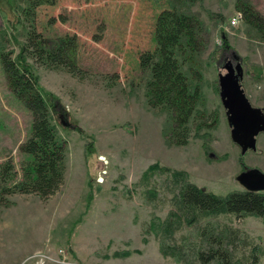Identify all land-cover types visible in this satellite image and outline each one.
<instances>
[{
    "label": "rangeland",
    "instance_id": "1",
    "mask_svg": "<svg viewBox=\"0 0 264 264\" xmlns=\"http://www.w3.org/2000/svg\"><path fill=\"white\" fill-rule=\"evenodd\" d=\"M237 4L264 18V0H55L36 9L34 29L50 44L75 38L74 64L81 73L26 60L48 94L65 143V175L47 200L16 192L0 203V264H199L200 230L209 221L241 229L264 251V220L187 215L176 203L173 178L182 173L186 182L226 197L244 190L236 181L242 171L264 173V132L257 136L260 152L241 155L218 96L223 63L239 60L247 97L264 104V80L256 75L264 70V41L241 20ZM9 5L0 0V45L14 58L29 23L21 14L15 25ZM173 5L199 22V50L190 59L178 55L199 94L184 145L175 143L170 113L149 102V74L139 65L140 56L155 47L157 14ZM30 120L0 65V164L11 158L15 182L26 159L19 145Z\"/></svg>",
    "mask_w": 264,
    "mask_h": 264
},
{
    "label": "trees",
    "instance_id": "2",
    "mask_svg": "<svg viewBox=\"0 0 264 264\" xmlns=\"http://www.w3.org/2000/svg\"><path fill=\"white\" fill-rule=\"evenodd\" d=\"M20 2L21 6H18ZM54 2L10 0V10L17 19L15 25L21 14L29 24L27 29L24 28L25 40L16 57L13 58L12 52L5 51L0 45V65L10 91L30 113L31 120L28 135L19 145L20 152L26 158L21 164L20 180H13L15 171L11 158L0 164V203L5 202L6 195L16 192L34 194L41 200H47L64 181L65 143L55 130L48 94L39 85L32 65L26 62L29 59L48 70L81 73L74 64V37L57 39L50 44L34 29L32 21L36 9L44 4L53 5ZM237 8L241 20L264 41V18L256 14L250 5L237 4ZM198 28L199 22L195 16L174 5L162 9L154 22L155 47L139 59L140 68L149 74L146 96L152 107L170 113L174 128L172 134L177 145H184L188 140L190 120L194 118L199 100L198 89L190 85L188 75L181 70L178 55L190 59L199 50ZM79 133L83 135L80 130ZM182 175L173 173L179 185L176 203L187 215L196 217L224 213L236 218L255 216L264 220V192L242 190L222 197L186 182ZM150 228L154 230L153 222ZM200 236L201 244L197 250L199 264H259V257L264 253L248 234L229 224L218 228L209 221L200 230Z\"/></svg>",
    "mask_w": 264,
    "mask_h": 264
},
{
    "label": "water",
    "instance_id": "3",
    "mask_svg": "<svg viewBox=\"0 0 264 264\" xmlns=\"http://www.w3.org/2000/svg\"><path fill=\"white\" fill-rule=\"evenodd\" d=\"M243 70L240 63L227 67L226 73L218 74L217 87L220 103L224 109L230 139L240 148L241 155L256 151L259 133L264 132V114L246 97L242 86ZM236 181L249 192H264V173L256 168L246 169Z\"/></svg>",
    "mask_w": 264,
    "mask_h": 264
},
{
    "label": "flooded vegetation",
    "instance_id": "4",
    "mask_svg": "<svg viewBox=\"0 0 264 264\" xmlns=\"http://www.w3.org/2000/svg\"><path fill=\"white\" fill-rule=\"evenodd\" d=\"M236 59V58H235ZM237 61H239V60H235V61H230V62H228L227 63V61L225 62V63H223V68H224V74L226 73V68L227 67H233L234 68V66L237 64V63H239V62H237ZM242 66V65H241ZM262 67H264V65L262 66ZM242 70H243V75H242V80H241V86H242V89H243V81H244V79H245V69L242 67ZM257 81H263L264 80V70L262 69V70H260L257 74ZM243 91H244V89H243ZM244 93H245V91H244ZM245 95H246V93H245ZM246 97H247V95H246ZM248 98V100L250 99V97H247ZM249 102H250V100H249ZM252 102V101H251ZM250 102V103H251ZM252 106H254V107H257V108H260L262 111H263V114H264V104H251ZM248 152V151H247ZM253 152H255V153H259L260 151L258 150V149H256V151H253Z\"/></svg>",
    "mask_w": 264,
    "mask_h": 264
},
{
    "label": "built area",
    "instance_id": "5",
    "mask_svg": "<svg viewBox=\"0 0 264 264\" xmlns=\"http://www.w3.org/2000/svg\"><path fill=\"white\" fill-rule=\"evenodd\" d=\"M235 23H236V18H232V20H231V24H232V25H235Z\"/></svg>",
    "mask_w": 264,
    "mask_h": 264
}]
</instances>
